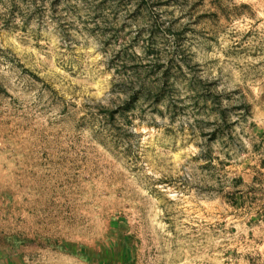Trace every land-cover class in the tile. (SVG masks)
<instances>
[{
	"label": "rangeland",
	"instance_id": "obj_1",
	"mask_svg": "<svg viewBox=\"0 0 264 264\" xmlns=\"http://www.w3.org/2000/svg\"><path fill=\"white\" fill-rule=\"evenodd\" d=\"M0 264H264V0H0Z\"/></svg>",
	"mask_w": 264,
	"mask_h": 264
}]
</instances>
